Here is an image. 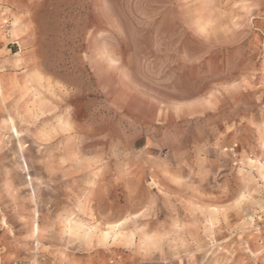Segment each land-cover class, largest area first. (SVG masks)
Segmentation results:
<instances>
[{
    "label": "rangeland",
    "instance_id": "374dc122",
    "mask_svg": "<svg viewBox=\"0 0 264 264\" xmlns=\"http://www.w3.org/2000/svg\"><path fill=\"white\" fill-rule=\"evenodd\" d=\"M263 165L264 0H0V264H264Z\"/></svg>",
    "mask_w": 264,
    "mask_h": 264
},
{
    "label": "crops",
    "instance_id": "0c3cea01",
    "mask_svg": "<svg viewBox=\"0 0 264 264\" xmlns=\"http://www.w3.org/2000/svg\"><path fill=\"white\" fill-rule=\"evenodd\" d=\"M58 172L60 171V169H58L57 170ZM30 177V176H29ZM28 177V178H29ZM94 184H91L90 185V188H89V190L92 192V194H90L87 198L89 199V200H93V199H95V197H96V193H97V191H98V187L99 188H101L102 186L101 185H99V186H97V185H95V183H96V181H94L93 182ZM93 185V186H92Z\"/></svg>",
    "mask_w": 264,
    "mask_h": 264
},
{
    "label": "bare ground",
    "instance_id": "6f19581e",
    "mask_svg": "<svg viewBox=\"0 0 264 264\" xmlns=\"http://www.w3.org/2000/svg\"><path fill=\"white\" fill-rule=\"evenodd\" d=\"M263 166H264V165H263ZM69 228H71V226H70ZM86 233L88 234V233H89V231H87ZM104 237H106V233L104 234Z\"/></svg>",
    "mask_w": 264,
    "mask_h": 264
}]
</instances>
